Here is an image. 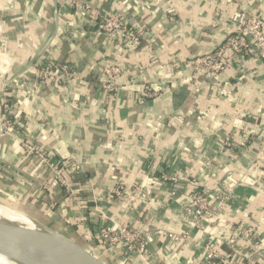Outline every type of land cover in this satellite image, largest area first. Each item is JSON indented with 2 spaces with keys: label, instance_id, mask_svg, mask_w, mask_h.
Masks as SVG:
<instances>
[{
  "label": "crops",
  "instance_id": "1",
  "mask_svg": "<svg viewBox=\"0 0 264 264\" xmlns=\"http://www.w3.org/2000/svg\"><path fill=\"white\" fill-rule=\"evenodd\" d=\"M56 1V35L26 68L51 35L52 0H0L7 44L0 57V199L84 249L98 250L107 264H143L134 255L122 257L119 247L107 254L96 244L95 226L108 224L107 218L143 230H189L185 245L173 249L155 238L150 264H198L195 243L209 233L179 219L188 183L207 189L235 185L239 171L260 157L263 163L248 170L245 183L231 187V208L221 214L264 247V69L250 55L231 59L216 74L195 73L188 62L218 47L240 11L264 21V0ZM115 7L140 33L139 46L118 33L98 32L93 8L106 13ZM48 60L69 67L64 86L40 82L38 72ZM108 64L123 69L111 91L99 81ZM145 85L157 95L140 96ZM3 97L14 103L17 120L5 136ZM227 134L236 142L246 139L247 146L223 147ZM25 142L52 151L67 171L81 165L83 174L69 179L81 191L69 194L27 156ZM161 170L180 175L177 199L166 197L169 184L149 183ZM118 184L130 195L134 186L142 189L135 205L111 195ZM209 225V232L218 230L215 222ZM229 236L237 250L251 246L235 233ZM222 250L232 251L226 244Z\"/></svg>",
  "mask_w": 264,
  "mask_h": 264
},
{
  "label": "built area",
  "instance_id": "2",
  "mask_svg": "<svg viewBox=\"0 0 264 264\" xmlns=\"http://www.w3.org/2000/svg\"><path fill=\"white\" fill-rule=\"evenodd\" d=\"M85 8H90L88 5ZM3 11L4 9H1ZM0 18L2 19V12ZM93 16L96 19V28L98 32L104 35L119 34L123 36L131 45L137 47L141 43L140 33L129 26L124 19L122 10L115 7L111 12H100L93 8ZM0 19V20H1ZM7 44L0 32V57L5 53ZM250 55L252 58L259 61L264 69V21L248 11H240L238 19L231 30L228 31L224 40L214 50L196 55L189 62L195 73L208 71L209 73H221L228 66L230 60H235L239 56ZM1 62V60H0ZM32 69V68H31ZM29 69L28 71H30ZM123 69L115 64H108L101 70L103 78L99 80L102 88L106 91L114 90L113 77L119 75ZM71 77L69 67L66 64H53L38 72V78L43 84L54 83L57 86H64V82ZM157 95L150 86L145 85L140 96L151 98ZM1 136L9 135L11 129L17 124L15 118L14 103L8 98L1 100ZM23 148L28 157L35 158L37 164L42 170L48 171L51 178L58 182L72 196L81 191V188H73L69 179H74L77 175L83 172L81 165H74L67 171L66 163L61 159L55 158V155L50 150L38 149L31 143H22ZM247 146L246 139L234 141L230 134H227L223 141V147L245 148ZM263 161L260 157L253 162L252 167L259 165ZM239 171L238 180L235 185L240 186L245 183L249 171ZM68 173L71 178H67ZM83 174V173H82ZM264 174V170H263ZM31 182L27 181V185ZM149 183L153 185L163 186L169 184L166 188V197L177 199L175 196L181 188V177L177 173H172L166 170H161L158 175H151ZM230 185H215L213 189H207L199 184L191 183L188 188H191L190 193L183 196L186 200L181 203L180 220L188 224L190 228L197 231L209 233L205 241L195 243L198 250V264H264V247L260 245L257 237H254L248 231H240L234 229L233 225H227L224 217L221 214L222 210L231 208L232 204V189L235 186ZM158 187V188H159ZM41 188V186H40ZM131 193L141 192L142 189L134 186ZM125 191L123 185L118 184L113 188L111 195L118 200L128 199L131 207L135 205V194H129ZM108 224L99 223L95 226L94 237L97 239L98 246L107 254H113L115 248L119 247L120 255L136 256L143 264H150V255L148 253L149 244L153 243L155 238H163L167 241V246L177 248L189 238V230L185 232H176L168 229L150 231L133 227L128 224L116 223L113 219L107 218ZM213 220V221H212ZM215 222L216 230L214 233L209 232V223ZM230 233L242 238L245 242L251 243L250 247H241L240 250L235 248L234 240L229 236ZM226 244L232 251L222 250V245ZM97 248V247H96ZM97 254L98 250H91Z\"/></svg>",
  "mask_w": 264,
  "mask_h": 264
},
{
  "label": "water",
  "instance_id": "3",
  "mask_svg": "<svg viewBox=\"0 0 264 264\" xmlns=\"http://www.w3.org/2000/svg\"><path fill=\"white\" fill-rule=\"evenodd\" d=\"M51 35L39 49L34 59L27 63L26 68L33 65L50 46L58 29L57 1L52 0ZM0 206L5 210L27 216L33 227L0 220V254L6 256L13 264H107L96 256L91 249L81 245L39 223L25 212L13 207L0 199Z\"/></svg>",
  "mask_w": 264,
  "mask_h": 264
},
{
  "label": "bare ground",
  "instance_id": "4",
  "mask_svg": "<svg viewBox=\"0 0 264 264\" xmlns=\"http://www.w3.org/2000/svg\"><path fill=\"white\" fill-rule=\"evenodd\" d=\"M0 220L19 223L28 227H33V222L24 217L19 213L13 211L5 210L0 206ZM0 264H13L6 256L0 254Z\"/></svg>",
  "mask_w": 264,
  "mask_h": 264
},
{
  "label": "trees",
  "instance_id": "5",
  "mask_svg": "<svg viewBox=\"0 0 264 264\" xmlns=\"http://www.w3.org/2000/svg\"><path fill=\"white\" fill-rule=\"evenodd\" d=\"M28 4H29V3H28ZM45 63H46L45 65H47V66H51V65H53V64L56 63V60H48V61H46ZM96 242H97V241H96ZM96 244H98V242H97Z\"/></svg>",
  "mask_w": 264,
  "mask_h": 264
},
{
  "label": "rangeland",
  "instance_id": "6",
  "mask_svg": "<svg viewBox=\"0 0 264 264\" xmlns=\"http://www.w3.org/2000/svg\"><path fill=\"white\" fill-rule=\"evenodd\" d=\"M91 251V250H90ZM95 254V253H94ZM96 256H98V258H101V257H99V255L98 254H95Z\"/></svg>",
  "mask_w": 264,
  "mask_h": 264
}]
</instances>
